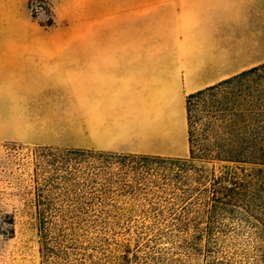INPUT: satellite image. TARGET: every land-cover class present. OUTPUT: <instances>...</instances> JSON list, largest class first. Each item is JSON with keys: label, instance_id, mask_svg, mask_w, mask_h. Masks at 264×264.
I'll return each mask as SVG.
<instances>
[{"label": "crops", "instance_id": "1", "mask_svg": "<svg viewBox=\"0 0 264 264\" xmlns=\"http://www.w3.org/2000/svg\"><path fill=\"white\" fill-rule=\"evenodd\" d=\"M29 1L0 0V143L187 158V97L264 63V0L110 2L96 36Z\"/></svg>", "mask_w": 264, "mask_h": 264}, {"label": "trees", "instance_id": "2", "mask_svg": "<svg viewBox=\"0 0 264 264\" xmlns=\"http://www.w3.org/2000/svg\"><path fill=\"white\" fill-rule=\"evenodd\" d=\"M187 112L188 158L31 149L40 264H264V63Z\"/></svg>", "mask_w": 264, "mask_h": 264}, {"label": "rangeland", "instance_id": "3", "mask_svg": "<svg viewBox=\"0 0 264 264\" xmlns=\"http://www.w3.org/2000/svg\"><path fill=\"white\" fill-rule=\"evenodd\" d=\"M125 1L143 0H55L54 5L50 0H42L35 3L36 9L32 6L34 10L29 1V14L46 30L69 26L71 33L96 36V16L107 12L99 8L110 2ZM11 28L0 26V33L12 32ZM199 147H196L197 153ZM31 149L33 146L15 142L0 143V264L41 263L38 239L32 226L13 224L11 219H19L26 209L24 202L30 196ZM6 219L12 223L7 224Z\"/></svg>", "mask_w": 264, "mask_h": 264}]
</instances>
